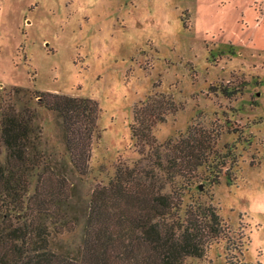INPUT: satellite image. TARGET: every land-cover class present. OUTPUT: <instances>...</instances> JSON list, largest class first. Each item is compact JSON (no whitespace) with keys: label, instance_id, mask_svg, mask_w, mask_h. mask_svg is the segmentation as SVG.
I'll list each match as a JSON object with an SVG mask.
<instances>
[{"label":"rangeland","instance_id":"obj_1","mask_svg":"<svg viewBox=\"0 0 264 264\" xmlns=\"http://www.w3.org/2000/svg\"><path fill=\"white\" fill-rule=\"evenodd\" d=\"M13 87L96 103L88 173L68 175L79 207L148 150L131 136L134 110L172 105L149 132L159 146L217 133L213 150L230 156L217 175L197 168L182 204L211 205L235 247L218 240L184 264H264V0H0V89Z\"/></svg>","mask_w":264,"mask_h":264},{"label":"trees","instance_id":"obj_2","mask_svg":"<svg viewBox=\"0 0 264 264\" xmlns=\"http://www.w3.org/2000/svg\"><path fill=\"white\" fill-rule=\"evenodd\" d=\"M166 105L134 110L137 127H131V136L148 150L139 151L131 167L118 165L107 185L94 189L79 207L72 202L68 175L88 173L96 103L0 89V264H184L203 257L218 240L234 248L211 205L182 204L196 169L206 165L217 175L230 148L218 155L217 133L190 130L183 140L157 145L149 132L173 110ZM38 111L52 117L60 146L42 139ZM209 158L213 163L207 164ZM79 214L84 219L78 242L65 244L62 239L79 226Z\"/></svg>","mask_w":264,"mask_h":264}]
</instances>
